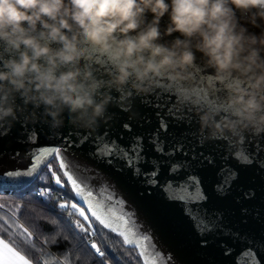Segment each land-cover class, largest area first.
I'll use <instances>...</instances> for the list:
<instances>
[{
	"label": "clouds",
	"instance_id": "obj_1",
	"mask_svg": "<svg viewBox=\"0 0 264 264\" xmlns=\"http://www.w3.org/2000/svg\"><path fill=\"white\" fill-rule=\"evenodd\" d=\"M0 45V124L59 129L67 114L94 130L114 100L130 108L196 66L227 93L196 109L206 138L264 134V0H0Z\"/></svg>",
	"mask_w": 264,
	"mask_h": 264
},
{
	"label": "water",
	"instance_id": "obj_2",
	"mask_svg": "<svg viewBox=\"0 0 264 264\" xmlns=\"http://www.w3.org/2000/svg\"><path fill=\"white\" fill-rule=\"evenodd\" d=\"M166 2L170 3V0ZM148 18H152L150 13ZM168 22L166 14L161 19L162 31ZM251 31L259 33L258 29ZM178 36L179 33H173L165 40ZM2 52L3 45H0ZM190 72L193 77L190 81L172 82L161 78L149 94L135 95L130 101V108L118 99L114 100L107 118L100 121L94 130L74 126L67 114L63 127L59 129L50 128L46 122H30L23 117L10 126L0 124V193L22 191L31 186L37 175L8 176L7 173L24 172L31 167L30 156L34 150L59 147L79 169L76 174L94 192L106 190L115 200L124 202V210L134 214L140 231L151 236L163 264H234L235 254L243 245L222 232L202 235L184 214L183 206L166 198L161 184L168 176L170 163L190 160L193 155L199 159L201 153L205 157L211 156V164L205 160L203 167L197 169L205 194L209 197L205 207L209 212L221 213L227 229L264 243V134H245L242 143L226 137L207 139L206 134L200 131L199 116L196 114L197 108H207L200 103L194 107L191 99H183L178 92L181 89L193 92L203 90L223 104L227 93L222 85L215 82L209 86L211 77L200 67L194 66ZM113 95L118 96L117 93ZM162 122L166 127L162 128ZM157 132L165 142L166 151L174 141H179L174 156L168 157L155 151L150 140ZM33 134L34 142L30 140ZM105 134L109 140L123 147H129L134 138L141 137L143 156L148 162L139 167L143 172H150L153 170L151 160L159 161L161 166L157 179L161 183L155 186L149 184L144 175L135 174L134 168L123 160L94 155L96 137ZM241 149L252 159L251 164H241L236 159L235 153ZM223 164L237 174L231 194L226 196L218 195L214 190L217 172ZM25 181L31 183L26 184ZM242 193H247L249 198L245 199ZM77 201L80 206L86 207L78 198ZM242 208L248 209L244 215L241 214ZM245 220L246 223L242 222ZM227 248L235 251L225 254ZM257 254L264 264V256L259 251Z\"/></svg>",
	"mask_w": 264,
	"mask_h": 264
},
{
	"label": "snow or ice",
	"instance_id": "obj_3",
	"mask_svg": "<svg viewBox=\"0 0 264 264\" xmlns=\"http://www.w3.org/2000/svg\"><path fill=\"white\" fill-rule=\"evenodd\" d=\"M178 95L183 99H191L192 102L198 100L207 109L225 106L220 100L211 97L203 90L193 92L190 89H181ZM164 127L166 125L162 122V128ZM30 140L35 141V134L30 137ZM203 142L201 139L200 143L203 144ZM150 143L155 146L157 153L172 157L176 154V144H179V141H174L166 151L165 142L160 139L157 132L152 136ZM95 149L94 155L125 161L129 167L134 168L135 174L144 175L149 184L155 186L157 183H161L157 179L160 175L161 165L159 161L151 160L153 170L150 172H143L139 167L140 164L148 162L143 156L141 137L134 138L129 147H123L115 141L109 140L106 134L97 136ZM184 155L186 156L187 153L185 152ZM200 157L198 159L196 155H193L190 160L172 162L168 165V176L163 178L161 184L166 198L169 201L179 202L183 206L184 214L202 235L222 232L234 241H239L243 246L236 252L234 264H262L257 253L259 251L264 256V243L250 240L247 234L227 229L223 223V215L215 211L209 212L205 207V202L209 197L205 194L201 176L197 169L203 167L205 160L211 164L212 157H205L203 153L200 154ZM235 157L241 164L253 162L243 149L237 151ZM223 159L226 160L227 157ZM30 160L31 167L26 171L9 172L7 175L27 177L37 175L39 179H46V176L38 175L42 169H46L56 185L63 187L67 183L71 186L76 198L86 207H82L76 202L65 201L59 202L58 208L62 213H66L68 217L65 221L67 228L74 234V238H79L85 255L99 258L98 264H108L105 251L92 239L96 235V229L93 227L95 223L120 237L122 244L127 246V250L135 253L139 264H163V258L152 243L151 236L140 231L135 222L134 214L124 210V202L115 200L113 195L106 190L94 192L85 180L76 174L79 169L68 158L67 153L62 152L61 148L36 149L32 152ZM53 163H58L56 169L53 168ZM217 177V182L214 184L215 192L221 196L231 194L233 181L237 178L236 172L227 164H223L217 172ZM24 183L30 184L31 181ZM36 195L45 199L51 198L48 188L41 189ZM242 195L245 199L249 198L247 193H242ZM237 202H239V198H237ZM22 207L20 204L7 207L0 203V264H72L69 253H65L63 258H56L50 251L45 250L48 244L56 243L59 233L52 237H45L41 241L39 236L35 234L38 231V226L34 221L42 219V217H33V223L26 226L21 220ZM247 212L248 209H241L242 215ZM242 222L246 223V220ZM52 223L56 224V221L53 220ZM62 238L68 239L67 236ZM234 251L233 248H227L225 254H232Z\"/></svg>",
	"mask_w": 264,
	"mask_h": 264
},
{
	"label": "trees",
	"instance_id": "obj_4",
	"mask_svg": "<svg viewBox=\"0 0 264 264\" xmlns=\"http://www.w3.org/2000/svg\"><path fill=\"white\" fill-rule=\"evenodd\" d=\"M57 167L58 163H53V168L56 169ZM39 173V176H46L47 178L39 179L37 177L31 186L22 191L0 193V203L5 204L7 207H13L16 204L22 205L21 220L26 226L33 223V217H42V219L34 221L38 226V231L35 234L39 236L41 241L45 237H52L59 233L56 243H50L45 248L56 258H63L65 253H69L72 264H98L99 258L85 255L81 241L79 238H74V234L67 228L65 221L68 217L66 213H62L58 208L59 202L67 201L71 203L77 201L71 186L67 183L63 187L56 185L46 169ZM58 174L60 173L58 172ZM43 188L50 190V199L36 195ZM53 220L56 221V224L52 223ZM93 227L96 229V235L92 239L105 251L108 264H139L135 253L127 250V246L122 244L120 237L95 223ZM63 236H67L68 239L64 240ZM77 257H79V260H77Z\"/></svg>",
	"mask_w": 264,
	"mask_h": 264
},
{
	"label": "rangeland",
	"instance_id": "obj_5",
	"mask_svg": "<svg viewBox=\"0 0 264 264\" xmlns=\"http://www.w3.org/2000/svg\"><path fill=\"white\" fill-rule=\"evenodd\" d=\"M76 203H78V201H76Z\"/></svg>",
	"mask_w": 264,
	"mask_h": 264
}]
</instances>
